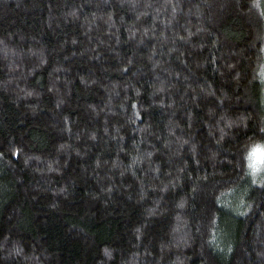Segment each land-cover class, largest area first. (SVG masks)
Masks as SVG:
<instances>
[{"label":"trees","instance_id":"trees-1","mask_svg":"<svg viewBox=\"0 0 264 264\" xmlns=\"http://www.w3.org/2000/svg\"><path fill=\"white\" fill-rule=\"evenodd\" d=\"M264 0H0V264H264Z\"/></svg>","mask_w":264,"mask_h":264},{"label":"rangeland","instance_id":"rangeland-1","mask_svg":"<svg viewBox=\"0 0 264 264\" xmlns=\"http://www.w3.org/2000/svg\"><path fill=\"white\" fill-rule=\"evenodd\" d=\"M251 163L255 164V166L264 164V144L259 145V147L253 151Z\"/></svg>","mask_w":264,"mask_h":264},{"label":"snow or ice","instance_id":"snow-or-ice-1","mask_svg":"<svg viewBox=\"0 0 264 264\" xmlns=\"http://www.w3.org/2000/svg\"><path fill=\"white\" fill-rule=\"evenodd\" d=\"M251 167H253L254 172L257 170L255 164L251 165Z\"/></svg>","mask_w":264,"mask_h":264}]
</instances>
